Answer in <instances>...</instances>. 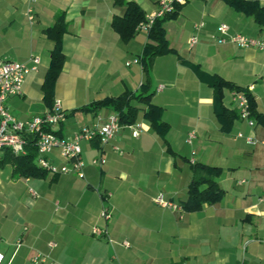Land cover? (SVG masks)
I'll use <instances>...</instances> for the list:
<instances>
[{"label":"crops","instance_id":"0c3cea01","mask_svg":"<svg viewBox=\"0 0 264 264\" xmlns=\"http://www.w3.org/2000/svg\"><path fill=\"white\" fill-rule=\"evenodd\" d=\"M127 1L136 2L144 16L157 8L156 0H0V59H40L22 93L7 98L11 115L26 120L50 107L42 85L54 44L43 30L61 13L67 24L64 61L51 100H60L64 119L55 134L71 138L92 126L97 113L114 112L94 109V102L139 93L145 82L149 103L160 108L168 126L162 139L144 117L146 103L132 101L139 136L133 138L125 124L103 148L95 140L81 141L83 178L72 172L23 175L14 171L9 151H0L4 263L264 264V208L257 201L264 193V147L246 143L247 137L264 140V52L216 41L220 23L228 34L263 40L264 25L222 0H185L161 23L172 51L155 57L146 74L140 62L126 63L139 59L147 33L135 30L123 40L111 26L125 14ZM254 1L264 7V0ZM192 36L197 41L189 46ZM211 75L248 89L259 116L252 117V126L239 118L227 87L222 105L232 117L216 114L213 89L204 79ZM190 132L195 137L188 144ZM99 158L105 162L92 163ZM48 159L65 163L57 149ZM191 160L220 169L215 181L222 197L195 211L154 204L158 193L180 206L186 201ZM102 209L108 217L100 215ZM94 227L106 234H92Z\"/></svg>","mask_w":264,"mask_h":264},{"label":"built area","instance_id":"2783aa9c","mask_svg":"<svg viewBox=\"0 0 264 264\" xmlns=\"http://www.w3.org/2000/svg\"><path fill=\"white\" fill-rule=\"evenodd\" d=\"M184 2L185 0H156V10L145 15L144 19L137 24L136 30L147 33L156 19L172 13L177 5H182ZM26 15L28 20L32 19L30 8H27ZM216 30L218 33L216 41L218 43L228 41L238 48L257 49L264 52L263 39L237 33L228 34L229 28L225 23H220ZM196 41V37L192 36L188 42L189 46H193ZM139 62V59L135 58L127 62L126 65ZM39 63L40 59L38 56H31L28 64L10 59H0V151L7 150L13 155H22L25 153L27 137L30 136L35 142L36 157L34 162L38 168L51 175L72 172L77 177L83 178L82 169L84 164L81 158L80 142L95 140L103 148L110 143L114 134L123 125L119 122V116L115 111L108 114L97 113L92 126L81 127L71 138L58 137L54 129L64 119V110L59 99H53L50 107L40 115L32 116L26 120L15 118L7 110L6 100L10 96L22 93L26 76L35 73ZM161 88L162 86H159V89ZM229 94L239 118L249 126H252L254 120L250 115L249 102L244 90L231 89ZM125 126L131 129L133 138L138 137L142 131L141 124L138 122L126 124ZM194 137V132L188 133L186 142L190 144ZM246 143L251 146L261 145L264 147V140L254 137H247ZM54 149H57L59 156L65 160L64 164L55 165L48 159V155ZM113 149L120 152L119 148L115 146ZM104 162L103 158L92 160L93 164H103ZM191 163H194V161L191 160ZM257 201L264 208V193L258 197ZM152 202L163 208L182 211L180 205L166 199L162 193L156 194L152 198ZM100 215L104 218L108 217L107 209H102ZM91 231L96 236L106 234L105 230L98 227L92 228ZM121 244L128 246L127 242H122ZM0 264H8L4 263V255L2 253H0Z\"/></svg>","mask_w":264,"mask_h":264},{"label":"trees","instance_id":"16d2710c","mask_svg":"<svg viewBox=\"0 0 264 264\" xmlns=\"http://www.w3.org/2000/svg\"><path fill=\"white\" fill-rule=\"evenodd\" d=\"M224 3L233 7L234 9L251 15L259 25H264V7H259L254 0H222ZM181 5H177L175 10L166 14L162 18L156 19L150 29L147 32L148 42L144 45L143 51L139 56V61L142 65L143 71L147 74L153 59L157 56L164 55L172 51L169 47L168 41L165 37L164 30L161 26L162 21L165 19L173 18ZM144 19V15L134 1L126 2V11L122 17H115L111 20L112 28L119 34L123 40L131 38L135 34L137 24ZM66 22L61 13L55 16L53 25L43 30L48 39L53 42V48L50 51V62L45 74V79L42 85L43 98L51 105V96L54 88L55 81L61 71L64 56L62 53V36L66 32ZM208 84L212 87L214 97V110L218 116H224L226 113L225 108L222 105V90L223 88L241 89L244 90L250 108L251 117L259 118L255 113L254 99L251 94L234 84L223 80L219 76L211 75L204 78ZM149 83L145 82L139 93H125L119 97L113 99L102 100L94 102L92 106L94 109L100 107H107L115 111L119 116V122L122 125L132 124L135 122L136 113L138 108L132 104V101L146 103V109L144 110V117L149 121L150 127L156 131V133L164 139L167 131V124L160 118V108L149 103V97L151 93L147 91ZM236 116V113H233ZM226 116V115H225ZM228 117H232L231 113H228ZM226 116V117H227ZM94 141V140H93ZM34 139L30 136L27 137V144L25 146V153L22 155H13L7 152L9 160L14 165V171L23 175L36 176L43 174L45 171H41L35 164L34 159L36 157V148ZM97 143V141H96ZM98 144V143H97ZM169 150V147H167ZM192 178L187 188L186 201L181 205L184 210L195 211L198 210L202 204H213L217 202L223 195V191L218 187L215 179L220 174V169L217 167L206 166L200 163H192Z\"/></svg>","mask_w":264,"mask_h":264}]
</instances>
